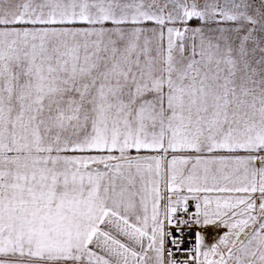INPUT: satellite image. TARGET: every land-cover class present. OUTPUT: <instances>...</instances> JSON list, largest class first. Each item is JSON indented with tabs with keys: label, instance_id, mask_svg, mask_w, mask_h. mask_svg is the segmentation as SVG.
Here are the masks:
<instances>
[{
	"label": "snow or ice",
	"instance_id": "snow-or-ice-1",
	"mask_svg": "<svg viewBox=\"0 0 264 264\" xmlns=\"http://www.w3.org/2000/svg\"><path fill=\"white\" fill-rule=\"evenodd\" d=\"M0 264H264V0H0Z\"/></svg>",
	"mask_w": 264,
	"mask_h": 264
}]
</instances>
